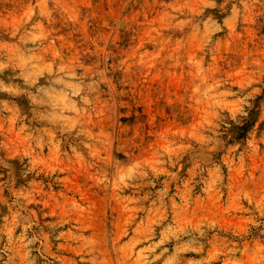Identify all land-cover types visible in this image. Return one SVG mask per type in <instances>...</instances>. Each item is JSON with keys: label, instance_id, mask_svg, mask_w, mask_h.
I'll list each match as a JSON object with an SVG mask.
<instances>
[{"label": "rangeland", "instance_id": "obj_1", "mask_svg": "<svg viewBox=\"0 0 264 264\" xmlns=\"http://www.w3.org/2000/svg\"><path fill=\"white\" fill-rule=\"evenodd\" d=\"M0 264H264V0H0Z\"/></svg>", "mask_w": 264, "mask_h": 264}]
</instances>
